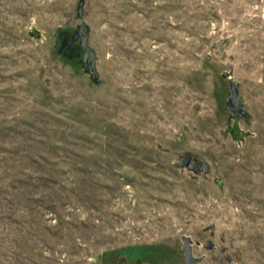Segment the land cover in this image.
I'll use <instances>...</instances> for the list:
<instances>
[{
	"label": "rangeland",
	"instance_id": "obj_1",
	"mask_svg": "<svg viewBox=\"0 0 264 264\" xmlns=\"http://www.w3.org/2000/svg\"><path fill=\"white\" fill-rule=\"evenodd\" d=\"M79 1L0 0V264H264V0H82L98 82Z\"/></svg>",
	"mask_w": 264,
	"mask_h": 264
},
{
	"label": "water",
	"instance_id": "obj_2",
	"mask_svg": "<svg viewBox=\"0 0 264 264\" xmlns=\"http://www.w3.org/2000/svg\"><path fill=\"white\" fill-rule=\"evenodd\" d=\"M77 15L80 19V23L77 26L75 32L69 37L65 34L60 35L61 45L59 51L64 53L68 57H73L74 52L76 51V46L74 45L75 41H78L79 52V62L84 68L85 72L89 74L90 78L94 82H98V73L95 68V53L89 47L87 43L88 37V27L84 24L83 21V1L80 0L77 7ZM225 77L229 78V95L227 98V107L229 109L231 117L235 116H246L247 111L243 103V99L239 93V84L230 78L232 72H224ZM181 164H187L189 168L197 170L200 168L203 171L209 169V165L206 162L199 164L197 161L193 160L191 157L182 158ZM183 255L186 260V264H197L202 261L201 257L194 255L191 247V238L189 236L183 237ZM208 248L214 249L215 245L212 241H208ZM230 264H235L232 258H229ZM203 264V263H200ZM222 264V261L220 262Z\"/></svg>",
	"mask_w": 264,
	"mask_h": 264
}]
</instances>
